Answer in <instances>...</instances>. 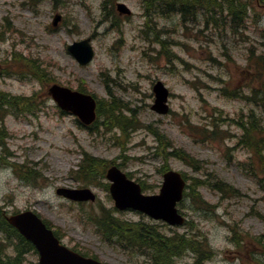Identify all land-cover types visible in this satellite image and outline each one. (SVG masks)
Instances as JSON below:
<instances>
[{
    "label": "rangeland",
    "instance_id": "1",
    "mask_svg": "<svg viewBox=\"0 0 264 264\" xmlns=\"http://www.w3.org/2000/svg\"><path fill=\"white\" fill-rule=\"evenodd\" d=\"M162 1L167 2L0 0V90L35 98L33 114L6 118L9 153L0 166V206L10 213L36 211L59 229L67 246L107 264L144 263L143 257L127 254L96 232L90 217L103 208L115 209L114 201L103 185L77 177L84 153L118 164L133 179L151 186L148 193L159 192L167 168L187 175L189 185L216 176L239 190V197L224 198L203 184L199 191L215 207L214 213L199 212L188 199L180 206L190 226L208 238L215 252L207 264H264V220L258 216L264 217V162L251 164L252 152L239 144L243 131L236 125L254 112L264 126V107L247 98L251 87H264V3L238 0L236 5L247 7L249 17L235 27L228 17V1L196 0L187 16L172 10L171 0ZM118 3L132 14L119 15ZM56 15L62 18L54 26ZM87 38L95 56L82 66L67 48ZM159 82L171 92L167 115L151 109L153 87ZM53 84L85 89L105 104L120 100L128 109L124 115L137 120L139 128L122 133L103 126L98 131L80 127L47 94ZM233 91L243 97L228 96ZM213 122L221 130L216 138L209 134ZM154 133L200 160V168L170 156L173 148L163 152ZM20 163L36 168L35 179L28 182L18 176ZM6 168L12 169V176L5 188ZM48 184L55 191L92 187L98 199L74 203L63 198L69 219L58 218L34 195ZM119 216L140 217L135 212ZM218 228L227 229V243L213 242ZM3 240L0 234V243ZM190 257L187 254L183 262L192 263ZM26 259L33 264L39 256L33 252Z\"/></svg>",
    "mask_w": 264,
    "mask_h": 264
},
{
    "label": "trees",
    "instance_id": "2",
    "mask_svg": "<svg viewBox=\"0 0 264 264\" xmlns=\"http://www.w3.org/2000/svg\"><path fill=\"white\" fill-rule=\"evenodd\" d=\"M146 1L148 2L150 0ZM157 1L162 0H151L152 3H156ZM230 3L228 10L231 20L235 26L239 27L243 24L247 7L245 8L241 5L235 6L232 5V2ZM171 5L173 7L172 10L175 9L177 12L183 14V16H187L191 9L196 7V0H171ZM253 95L257 102H262L264 100V87L255 89ZM33 100L34 98L25 99L14 97L0 91V109L2 111L7 109L9 112L8 108H10L13 112H24L27 106L33 104ZM124 110L128 109L122 105L120 100H113L108 104L98 101V118H103L102 125L108 129L117 127L126 133L130 128L136 129L138 127V121L124 115ZM254 118L257 117L252 116L249 122H242L240 125L244 130V135L240 143L252 152V165H255L259 161L264 162V126L259 120H255ZM97 123L98 121L95 126ZM211 127L212 132L209 134L216 138L221 133L220 126L213 122ZM156 135L160 143L159 147L163 152H167L168 148L173 146L172 143L166 136L159 133H156ZM7 137L8 132L4 127H1L0 147H3L4 153L0 158L3 162L6 161ZM169 155L184 161L196 170L201 166L199 160L183 149L175 148ZM17 171H19L18 175L28 182L35 179L37 172L34 167H27L26 165L17 166ZM77 175L86 184L96 183L105 176V162L85 153L83 163L77 171ZM207 180L206 178V181L193 183V185L189 186L190 191L186 193V197L190 198L191 202L204 212L212 213L214 212V207L203 198L198 190L199 186L203 184H208L207 186L221 192L226 197L232 198L240 195L239 190L223 180L218 179L216 176L209 178V181ZM4 214L5 212L0 206V231L7 233V236L11 239L13 235L19 237L23 243V249H34L32 244L21 238L17 234V231L6 222ZM258 216L264 220L263 216ZM91 220L97 226L98 232L104 240L115 243L124 250L138 256H145L147 262H149L148 264H181L178 260L187 253L194 254L192 264H205L215 254L208 238L197 230L190 232V230H194L190 227L188 232L181 233L177 230L170 229L171 233L167 234L162 229L165 225L146 221L144 218L140 221H126L118 217L114 209H104L100 214L91 217ZM262 246L264 248V242H262ZM15 249L21 248L16 244ZM11 262L20 264L18 258L11 260ZM0 263H5V261H0Z\"/></svg>",
    "mask_w": 264,
    "mask_h": 264
},
{
    "label": "water",
    "instance_id": "3",
    "mask_svg": "<svg viewBox=\"0 0 264 264\" xmlns=\"http://www.w3.org/2000/svg\"><path fill=\"white\" fill-rule=\"evenodd\" d=\"M118 10L122 14H130L125 4H119ZM58 20L60 17L55 19V24ZM69 49L81 64L89 63L94 56L90 40L75 43ZM154 91L157 99L153 110L166 114L169 110L166 104L169 96L168 90L162 83H158ZM50 94L62 109L78 115L85 124H91L95 120L97 104L91 95L58 85L50 88ZM107 178L112 182L110 191L118 209L141 210L154 219H162L171 225L184 223V217L176 208L177 203L183 199L186 185L180 173L170 171L164 175L165 181L159 195H144L140 184L128 178L116 166L109 169ZM57 192L74 201H95L96 199L95 194L88 188H60ZM7 219L21 234L35 244L41 255L40 264H102L61 245L53 231L47 228L33 211L21 212Z\"/></svg>",
    "mask_w": 264,
    "mask_h": 264
},
{
    "label": "clouds",
    "instance_id": "4",
    "mask_svg": "<svg viewBox=\"0 0 264 264\" xmlns=\"http://www.w3.org/2000/svg\"><path fill=\"white\" fill-rule=\"evenodd\" d=\"M3 176L5 177V188L7 187V181L12 176V169L6 168L2 170ZM34 195H38L43 202L45 209L48 211L50 215H53L58 218L62 219H69L65 212H64V199L62 195H57L55 191V187L52 184H48L46 186H43L39 189H37L34 193ZM217 211H221L220 209H217ZM228 235V231L225 228H218L215 229L213 232V242L222 241L223 243H227L226 240L223 238Z\"/></svg>",
    "mask_w": 264,
    "mask_h": 264
},
{
    "label": "bare ground",
    "instance_id": "5",
    "mask_svg": "<svg viewBox=\"0 0 264 264\" xmlns=\"http://www.w3.org/2000/svg\"><path fill=\"white\" fill-rule=\"evenodd\" d=\"M5 259V256L3 255L2 252H0V261H3ZM9 262V263H6ZM5 263H0V264H14L11 261L7 260Z\"/></svg>",
    "mask_w": 264,
    "mask_h": 264
}]
</instances>
